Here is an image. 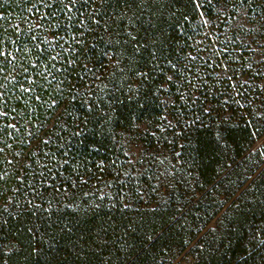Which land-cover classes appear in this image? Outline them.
<instances>
[{"label": "trees", "instance_id": "obj_1", "mask_svg": "<svg viewBox=\"0 0 264 264\" xmlns=\"http://www.w3.org/2000/svg\"><path fill=\"white\" fill-rule=\"evenodd\" d=\"M253 47L264 0H0V264H264ZM163 108L193 197L124 206L115 130Z\"/></svg>", "mask_w": 264, "mask_h": 264}, {"label": "rangeland", "instance_id": "obj_2", "mask_svg": "<svg viewBox=\"0 0 264 264\" xmlns=\"http://www.w3.org/2000/svg\"><path fill=\"white\" fill-rule=\"evenodd\" d=\"M240 15L241 19H238L236 23L238 22L241 28H246L244 27V23L248 22L246 15L242 16V13ZM253 49L255 51L250 59L255 58V61L264 63V48L253 47ZM166 93L164 92V95ZM250 97L249 106L252 111H259V113L263 111L264 96L252 95ZM220 113V117H222V114L228 112L221 109ZM169 124L174 123L168 115V109L163 108L161 116L152 119L148 126L136 125L135 128L126 131L115 130V189L117 191L115 193L120 195L119 200L117 197L115 199L123 201L124 206L130 205L129 201H138L143 205L154 201L151 202L154 205L159 201L164 202V197L168 193L175 199L174 202L179 200L186 205L193 197V188L190 187V182L193 180L183 169H180L179 173L176 172L177 162L175 159L180 155L176 151L179 136L178 132L168 130ZM262 125L261 123L260 127H264ZM149 129L152 130L149 131ZM247 154L249 161L253 163L251 166L253 169L259 165L261 169L264 168V136L257 139ZM190 176L192 177V175ZM252 177L254 178L255 174ZM188 191L189 193L186 195ZM210 198L213 201H210L212 204H219L226 200L225 196L219 200L216 199V196ZM216 220L206 230L214 227ZM203 234L204 232L200 233L197 239L192 241L184 251H181L179 247H173L162 252L167 260L165 263L162 261L159 264H191L190 253Z\"/></svg>", "mask_w": 264, "mask_h": 264}]
</instances>
